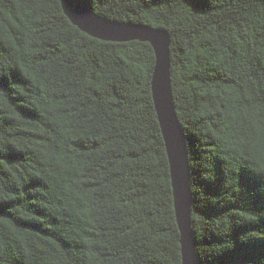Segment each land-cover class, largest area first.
<instances>
[{"label": "trees", "instance_id": "16d2710c", "mask_svg": "<svg viewBox=\"0 0 264 264\" xmlns=\"http://www.w3.org/2000/svg\"><path fill=\"white\" fill-rule=\"evenodd\" d=\"M172 39L200 264H264V0H80ZM149 43L0 0V264H183Z\"/></svg>", "mask_w": 264, "mask_h": 264}, {"label": "water", "instance_id": "95a60500", "mask_svg": "<svg viewBox=\"0 0 264 264\" xmlns=\"http://www.w3.org/2000/svg\"><path fill=\"white\" fill-rule=\"evenodd\" d=\"M60 1L67 18L83 33L110 43H149L154 49L156 63L152 77V94L169 159L183 264H200L192 222L189 151L173 93L171 36L163 29L104 18L83 5L80 0Z\"/></svg>", "mask_w": 264, "mask_h": 264}]
</instances>
